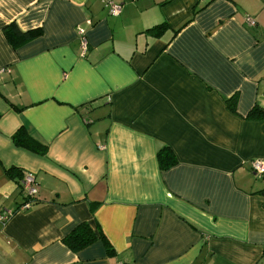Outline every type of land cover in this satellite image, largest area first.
I'll use <instances>...</instances> for the list:
<instances>
[{"label":"crops","instance_id":"0c3cea01","mask_svg":"<svg viewBox=\"0 0 264 264\" xmlns=\"http://www.w3.org/2000/svg\"><path fill=\"white\" fill-rule=\"evenodd\" d=\"M115 2L0 0V264H264V120L247 118L264 109V0ZM11 23L42 35L14 51ZM20 128L44 156L14 145ZM10 168L34 176L26 211ZM81 224L113 253L70 251Z\"/></svg>","mask_w":264,"mask_h":264},{"label":"trees","instance_id":"16d2710c","mask_svg":"<svg viewBox=\"0 0 264 264\" xmlns=\"http://www.w3.org/2000/svg\"><path fill=\"white\" fill-rule=\"evenodd\" d=\"M170 31L169 26L166 23L156 25L150 29H147L144 34L150 38L157 39L161 38L165 33ZM2 33L7 43L10 45L12 50L16 51L23 45L30 43L31 41L41 37V29H33L30 31H20L15 23H11L2 29ZM176 31L172 32V35H176ZM227 108L230 112L235 113V101L234 99L227 101ZM248 119L264 120V109L254 107L247 116ZM12 142L18 148H22L28 152H31L38 156H44L47 153V148L40 145L36 141L32 140L25 131L20 128L12 136ZM158 167L161 172L166 171L176 165V159L169 148L163 147L158 150L156 154ZM4 174L7 179L14 181L18 185V192L21 193V179L22 175L16 168H10L4 170ZM264 179V178H260ZM264 196V191L259 193ZM96 241H101L108 254H112L113 250L109 245L104 235L99 231H94L89 225L81 224L77 226L70 234L64 239V245L72 252L77 253L84 248L92 245Z\"/></svg>","mask_w":264,"mask_h":264},{"label":"built area","instance_id":"2783aa9c","mask_svg":"<svg viewBox=\"0 0 264 264\" xmlns=\"http://www.w3.org/2000/svg\"><path fill=\"white\" fill-rule=\"evenodd\" d=\"M102 5L108 10L109 15L118 16L120 12V6L115 2V0H99ZM248 26H254V21L249 17L245 19ZM78 37L80 38V48L82 55L85 54L87 50V42L82 35V32H78ZM251 171L256 178H264V161H254L251 164ZM22 191L26 195L27 201L24 202L19 208L20 211H26L33 205V199L37 194V186L35 183L34 176L32 174H23L21 180ZM10 213L1 212L0 213V224H5L9 219ZM119 264H125L123 262Z\"/></svg>","mask_w":264,"mask_h":264},{"label":"rangeland","instance_id":"374dc122","mask_svg":"<svg viewBox=\"0 0 264 264\" xmlns=\"http://www.w3.org/2000/svg\"><path fill=\"white\" fill-rule=\"evenodd\" d=\"M22 180V179H21ZM260 182L264 183V179L259 180Z\"/></svg>","mask_w":264,"mask_h":264}]
</instances>
